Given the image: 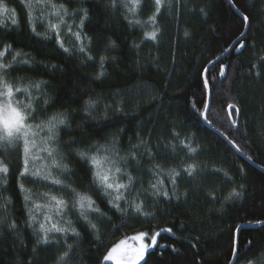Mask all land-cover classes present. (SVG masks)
<instances>
[{"label": "trees", "instance_id": "trees-1", "mask_svg": "<svg viewBox=\"0 0 264 264\" xmlns=\"http://www.w3.org/2000/svg\"><path fill=\"white\" fill-rule=\"evenodd\" d=\"M52 2L60 4L66 3L67 0ZM107 2L108 0H90L88 4L83 5L92 12V22L89 26L92 31L88 34L95 37V51L92 55L97 57L95 64L89 63L83 67L79 63L82 58L70 60L62 57L56 45L42 47L43 37L36 40L31 38L28 29L23 27L26 9L22 7V0H3L10 10H15L21 29L12 26L6 19L11 13H3L0 16V20H4V24H0V40L12 44L16 50L22 49L33 55L38 52L37 59L62 66L55 70L48 69L42 76V79L51 84V87L45 90L56 102V108L50 109L49 112H70L68 122L71 124V130L62 127V139L68 141L74 137L79 140L89 134L92 139H100L105 133L112 132L117 127H124L126 144L127 137H132V142L135 143L137 133L144 139H148L149 134L155 137L162 133L167 142L171 140L168 127L174 121H179L182 127L177 128V131H181V138L187 137L186 143L193 147L199 145L204 150L203 154L198 156V161L209 168L215 167L222 171L210 175L203 185L206 191L215 193V198H208L199 190L193 191L197 184L187 177L179 182L178 187V192H191L186 202L183 197L179 201L173 198L171 202H165L166 198L157 200L152 197L150 190L143 192L141 198L147 205L145 211L153 213L154 219L108 212L112 217L109 223L95 215L90 216V220L96 223L99 229V239L90 229L85 230L76 221L78 208L66 212L62 218L53 209L51 214L55 220H59L61 226H67V221L71 220L72 226L81 233L79 238L72 233L68 234L67 242L76 249L71 264H96L97 258L106 254L120 240L141 231H156L168 227L173 229L175 236L164 233L161 242L174 246L176 250H154L148 257V264H227V237L229 231L238 224L243 226L241 243L247 239L259 247L264 243V227L257 223L264 221V171L241 156L213 127L230 140H235L243 149V153L251 157V161L264 168V79L255 78L256 69L252 70V74L249 73V61L254 59L256 54L264 55V0H232L236 8L249 17L247 39L242 41L248 44V47L242 54L232 52L221 60V64L230 66L224 76H220L215 69L211 73L209 88L212 99L208 119L212 121L213 127L199 114L203 111V105L196 103L194 109L192 104L203 99V83L199 76L201 69L209 60L215 59L223 48L229 47L241 31H245L246 23L229 0H183L182 5H174L173 0H165L166 7L162 8L163 14L157 16L155 26L146 22L150 12H140L135 17L130 15L128 20L138 19L142 22L130 25L128 20L121 18L119 12L107 10ZM23 3L31 4L27 11L31 13L37 31L44 33L50 9L42 8L36 0H23ZM78 6L80 5L73 4L68 7L71 9ZM200 9H204V12ZM52 22L57 20L53 17ZM157 29L156 40L146 35ZM185 31L189 33L187 36L184 35ZM47 35L51 37L52 33L49 31ZM105 37H110L116 43L115 48L106 52L104 46L108 44V40ZM62 38L66 47L76 43L74 38L67 34ZM99 54L107 56L104 66L106 74L97 80L95 76L101 71ZM260 71L264 73V66L260 67ZM117 92L120 94L114 95ZM150 97H155V100L147 102ZM161 97L162 105L159 103ZM89 98L97 101V107L92 110L93 115L97 117L104 114L105 105L123 107L129 115L109 112L112 122L110 127H90L84 122L87 117L83 111L84 101ZM229 104L241 109L239 114L231 111L232 118L237 120L236 125L231 124ZM141 122L142 128L138 127ZM173 143L176 144V151L183 157L184 153L180 151L182 146L178 142ZM70 160L75 169L73 179L77 181L74 187H79L81 183L87 185V177L81 165L76 162L74 156L70 157ZM9 167L11 169V163ZM128 171L134 177L138 175L132 167H129ZM225 172L227 176L224 175ZM56 175L64 179L63 175ZM3 178L0 174V180ZM7 179L9 187L3 196L11 197L12 204L9 207L18 228L9 229L7 224L0 227V264H58V254L64 249L36 244L32 228L24 224L27 213L17 194L15 172H11ZM149 179L151 177L145 175L144 183L137 184L136 187L141 190L148 189ZM201 179L203 177H197V181ZM126 181L125 176L121 182ZM24 183L32 189L35 203H48L47 198H43L41 194L54 189L39 184L33 185L28 180ZM241 184L244 185L243 189L239 188ZM233 188L241 191V198L225 199ZM79 190L84 191L83 188ZM28 207H33V204L30 203ZM47 212L45 208L34 209V214L41 221ZM35 227H38V224ZM51 237L55 238L53 244L59 240L63 245V233H51ZM193 237L199 238V242ZM103 264L112 263L105 261Z\"/></svg>", "mask_w": 264, "mask_h": 264}, {"label": "snow or ice", "instance_id": "snow-or-ice-1", "mask_svg": "<svg viewBox=\"0 0 264 264\" xmlns=\"http://www.w3.org/2000/svg\"><path fill=\"white\" fill-rule=\"evenodd\" d=\"M89 2L90 0H67L66 3L57 4L52 0H36V3L42 8L50 9L47 28L44 33H41L37 31V25L33 23L31 13L27 11L31 8V4H24L22 0V7L26 9L23 27L28 29L33 40L43 37L42 47L49 44L56 45L57 51L62 57L70 60L82 58L79 63L83 67L89 63L95 64L97 57L92 55V52L95 51L93 47L95 37L88 34L89 31H92L89 27L92 22V12L83 6ZM73 4L80 6L70 9L68 6ZM173 4L182 5L183 0H173ZM165 7V0H108L105 5L107 10L119 12L121 18L125 20H128L130 15L135 17L140 12H150L146 22H150L153 26L157 23V16L163 14L162 8ZM200 11L204 12V9H200ZM0 13H11L6 19L12 26L21 29L15 10H10L3 0H0ZM53 17L57 22H52ZM243 21L248 22L249 17L244 15ZM128 22L130 25L142 23L138 19L128 20ZM0 24H4V20H0ZM49 31L52 33L51 37L47 35ZM157 32L158 29L148 32L146 35L150 39L156 40ZM65 34L76 41L71 47L65 46V41L62 38ZM188 34L185 31L184 35ZM105 39L108 40V44L104 46L105 52L116 47L115 41L110 37H105ZM246 39L247 33L241 31L235 40L231 41V45L223 48L215 59L209 60L199 73L204 89L203 99L193 102L192 107L195 109L196 103L203 105V111L199 114L210 126L212 121L208 119V113L212 99V92L209 88L211 73L215 69L220 76H224L230 66L221 64V60L232 52L242 54L243 50L248 47V44L242 43ZM36 55L39 53L37 52ZM36 55L24 52L22 49L16 50L12 44L0 40V157H3L0 159V174L4 176L0 180V227L7 224L9 229L17 230L18 228L9 207L12 204L11 197L3 196L9 187L7 176L13 171L17 177V194L27 213L24 224L32 228V235L35 237L37 245L46 244L64 249L58 254V264L59 262L71 264L76 249L67 242L68 234L72 233L76 238H79L81 233L72 226L73 221L71 220L67 221V226H61L59 220H55L51 214L53 209L62 218L66 212L78 208L79 213L76 221L85 230L90 229L99 239V229L97 224L90 220V216L95 215L98 219L109 223L112 221V217L108 215V212L119 213L121 216H144L154 219L153 213L145 211L147 205L141 198L143 192L148 190L151 191V196L157 200L166 198L165 202H171L173 198L179 201L183 197L186 202L191 192H178V187L179 182L187 177L197 184V188H194L193 191L199 190L206 197L215 198V193L206 191L203 185L208 181L210 175H216L222 169L209 168L198 161V156L203 154L204 150L199 145L193 147L190 143H186L187 137L181 138V131H177V128L182 127L179 121H174L168 127V135L171 140L167 142H165L162 133L155 137L149 134L148 139H144L137 133L136 142H132V137H127L126 144L124 127H117L114 131L105 133L100 139H92V135L89 134L79 140L73 137L64 141L60 131L62 127L71 130V124L68 122L70 112L68 110L49 112L50 109L56 108V102L55 98L45 90L47 87H51V84L42 79L48 69L55 70L62 66L37 59ZM113 59L115 58L113 57ZM106 60L105 54H99L98 62L101 71L96 74L95 79L99 80L105 76ZM249 63V73L252 74V70L256 69L255 78L264 79V73L260 71V67L264 66V55L256 54ZM20 73H24V75H20ZM38 77L41 78L38 79ZM119 94V92L114 93V95ZM21 97L24 98L21 99ZM152 100H155V97H150L147 102ZM159 103L162 105V97ZM96 107V100L89 98L84 101L83 111L87 117L84 122L88 123L90 127L97 125L101 129L110 127L112 122L108 115L109 112L123 116L129 115L123 107L105 105L104 114L97 117L93 115L92 111ZM228 108L237 114L241 112V109L234 104H229ZM197 111L199 112L198 109ZM229 114L231 115V112ZM231 124L236 125L237 120H231ZM138 127L142 128L143 123L141 122ZM174 141L182 146L180 151L184 153L183 157L176 151ZM229 143L237 151L243 152L235 140H230ZM72 145H82V147L73 148ZM72 156L83 168L88 181L87 185L81 183L79 187H74L77 181L73 179L75 169L70 160ZM36 161L42 162L40 167H35ZM129 167H132V170L138 175L134 177L128 171ZM56 173L63 175L64 179L58 178ZM145 175L151 177L147 181L148 189H138L136 185L144 183ZM224 175L228 174L225 172ZM125 176L127 181L121 182ZM198 176L203 179L197 181ZM25 180L33 185L39 184L54 189V191H45L41 194L43 198H47L48 203H35L32 189L25 186ZM79 188H83L84 191L81 192ZM239 188L243 189L244 185H239ZM241 195V191L233 188L225 199L241 198ZM30 203L33 204V207H28ZM40 208L48 210L42 221L34 214V209ZM257 223L264 227V221H257ZM36 224L38 227H35ZM242 231L243 226L239 224L229 231L227 264H241V262L243 264H264V243L257 247L253 241L246 239L242 244L240 241ZM51 233H63V245L59 240L53 244L55 238H50ZM164 233L175 236L171 227L160 228L156 231H141L131 237L133 241L138 242V245L127 246L126 250L120 252L118 250L126 245V242L122 240L120 244L109 249L106 254L98 257L96 264H103L105 261H115V264H148V257L154 250L167 248L176 250L174 246L161 242ZM193 239L199 242V238L193 237ZM33 251L35 252V248Z\"/></svg>", "mask_w": 264, "mask_h": 264}, {"label": "water", "instance_id": "water-1", "mask_svg": "<svg viewBox=\"0 0 264 264\" xmlns=\"http://www.w3.org/2000/svg\"><path fill=\"white\" fill-rule=\"evenodd\" d=\"M229 2H230V4L233 6V8H234V9L240 14V16L243 18L244 14H242V13L236 8V6H235L234 3L232 2V0H229ZM245 23H246V27H245V31H244V32H246L247 29H248L249 21H248V22H245ZM225 56H226V55H225ZM225 56H224V57H225ZM231 111H232V110H230V109L228 108V112L230 113ZM230 117H231V120H233V118H232L231 115H230ZM203 120H204V118H203ZM204 121H205V120H204ZM211 127H213V126H211ZM213 129H214L216 132H218L219 135H221L222 137H224V138L228 141V143H229L230 139L227 138V136H225L224 133H222L221 131L217 130L215 127H213ZM229 144H230V143H229ZM231 146H233V145L231 144ZM235 149H236V148H235ZM238 153H239L241 156H243L247 161H249L251 164H253L254 166L259 167L260 169H262V170L264 171V168H261V166L256 165L253 161H251L250 159H248V157H247L243 152H239V151H238Z\"/></svg>", "mask_w": 264, "mask_h": 264}, {"label": "rangeland", "instance_id": "rangeland-1", "mask_svg": "<svg viewBox=\"0 0 264 264\" xmlns=\"http://www.w3.org/2000/svg\"><path fill=\"white\" fill-rule=\"evenodd\" d=\"M2 15H3V13H0V16H2ZM39 163H42V162H41V161H36V162H35V167H40L41 164H39ZM138 233H139V232H138ZM138 233L132 234V235H131L130 237H128V238H124V239H122L123 241L126 242V245H125V246H122L121 249H119L118 251L123 252L124 250H126V247H127V246H136V245H138V242H137V241H133V240L131 239L132 236H134V235H136V234H138ZM122 240H120V241H122ZM120 241L117 242L113 247H115L116 245L120 244ZM106 262H111L112 264H115V261H106Z\"/></svg>", "mask_w": 264, "mask_h": 264}]
</instances>
